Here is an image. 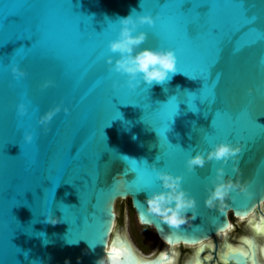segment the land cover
<instances>
[{"label": "water", "instance_id": "obj_1", "mask_svg": "<svg viewBox=\"0 0 264 264\" xmlns=\"http://www.w3.org/2000/svg\"><path fill=\"white\" fill-rule=\"evenodd\" d=\"M141 14L154 25L138 26L146 40L133 54L172 49L177 71L162 84L130 89L107 62L119 55L108 44L120 18ZM253 21L264 23V0H0V264H97L121 246L118 264H161L168 255L139 262L126 231L115 230L116 202L127 198L139 222L171 245L216 239L230 228V213L244 219L259 208L264 44L240 51L259 39L252 30L231 53L226 45ZM220 142L242 146L238 163L211 160L188 170L190 156ZM158 171L180 175L195 199L174 230L147 210L148 196L170 191ZM229 181L236 187L207 207L214 186ZM50 213L58 223L46 222ZM241 253L226 257L251 264Z\"/></svg>", "mask_w": 264, "mask_h": 264}, {"label": "clouds", "instance_id": "obj_2", "mask_svg": "<svg viewBox=\"0 0 264 264\" xmlns=\"http://www.w3.org/2000/svg\"><path fill=\"white\" fill-rule=\"evenodd\" d=\"M120 29L118 38L112 40L108 44V48L112 53H118V58L114 64L111 56L107 58V62L112 66V69L118 73L127 76V86L130 89H135L142 82L151 85L153 82L157 84L164 83L170 78V73H175L176 69V55L172 49H153L143 48L134 53V49L146 40V33L144 31H137L138 26L147 24L148 26L154 25V19L149 14H141L133 17L129 15L119 19ZM135 33V34H134ZM12 72L16 73V67H12ZM114 87L117 85L113 84ZM59 111V107L50 110L39 121L46 124L51 120L55 112ZM67 112V109H65ZM23 112V106H21ZM33 139L31 133H26L24 140L31 142ZM242 152L240 144L232 145L226 142H220L211 147L207 154L197 152L195 155L190 156L186 165L189 171L194 166L202 167L206 161H222L227 163L230 158H233L237 163V157ZM236 164H233V171H236ZM224 175L223 167L216 169V178L221 180ZM157 176L162 181V187L166 190L163 193H153L146 198L147 210L151 213L160 215L162 220L171 226H179L185 223V218L182 213L194 208L195 199L189 195L186 190L181 187L182 177L180 175L173 176L168 172L158 171ZM236 187L231 181L227 183H218L214 186L208 198L205 200L207 207L213 206V201L223 198L228 195L230 189ZM241 188V191H244ZM172 204V207L166 205ZM48 223H58V218L51 213L45 216ZM252 223L254 230L257 233L264 231V220L258 223ZM119 253L113 252L110 248L106 250V255L97 261V264H118Z\"/></svg>", "mask_w": 264, "mask_h": 264}, {"label": "flooded vegetation", "instance_id": "obj_3", "mask_svg": "<svg viewBox=\"0 0 264 264\" xmlns=\"http://www.w3.org/2000/svg\"><path fill=\"white\" fill-rule=\"evenodd\" d=\"M125 206L129 209L133 208L131 200L129 204L122 205L123 209ZM230 214L231 226L227 232L217 235L216 239L198 244H168L158 236L155 229L141 224L139 220L142 233L140 237H134L129 230H124L136 251L139 262H151L168 255L169 257L161 264H196V261L200 264H235L234 260L229 261L226 256L230 251H240L248 253L247 262L264 264V252L261 251L264 249V234L257 233L249 222L251 220L258 223L264 220V202L248 218H235ZM152 230L155 235L151 234ZM247 241H251V244Z\"/></svg>", "mask_w": 264, "mask_h": 264}, {"label": "snow or ice", "instance_id": "obj_4", "mask_svg": "<svg viewBox=\"0 0 264 264\" xmlns=\"http://www.w3.org/2000/svg\"><path fill=\"white\" fill-rule=\"evenodd\" d=\"M246 16L251 19V14L250 13H246ZM153 26V25H152ZM252 30H256L257 32L260 33V37L259 39L257 40H251L249 41L247 44H244L241 48H240V51H245V50H249V49H252V48H255L258 44H264V23H257L256 21H253L251 23H245L243 24L239 29H237L235 32H233L231 34V37L230 39L227 41L226 45H227V48L229 50V53H231L232 49L235 48L237 42H239L242 38V36L246 33V32H249V31H252ZM225 50V46L223 47L222 49V52ZM176 63H177V57H176ZM213 68L210 69V75H214L215 73L213 72ZM178 104L176 105V108H177V111H176V114L178 112ZM175 114V115H176ZM174 117V116H173ZM172 121V120H171ZM168 122V126L170 125V122ZM167 126V128H168ZM167 128L165 129V131H167ZM212 132V131H211ZM211 132H209V134H211ZM166 138V137H165ZM167 140V138H166ZM135 173V172H134ZM157 175V174H156ZM135 178H136V174H135ZM158 178V176H157ZM159 179V178H158ZM160 180V179H159ZM139 190L141 192H145L147 193L148 191H150L149 188H146V187H140ZM250 198L246 195V200L244 202H242L240 204V207H243L245 209V212L248 211V204H247V201L249 200ZM144 209H145V205H142V211L144 212ZM145 214L148 215V213L144 212ZM241 218L243 219V214H241ZM173 230L175 229V226H172ZM262 234H264V231L261 232ZM193 241L196 240L197 238L196 237H192L191 238ZM247 243L251 244V241H247ZM113 252H117L119 253V258L121 257L122 253L126 250L124 249L123 246L121 247H109ZM262 252H264V249H261ZM248 253L247 252H242L241 253V256L242 257H247ZM196 264H200L199 261H196Z\"/></svg>", "mask_w": 264, "mask_h": 264}, {"label": "rangeland", "instance_id": "obj_5", "mask_svg": "<svg viewBox=\"0 0 264 264\" xmlns=\"http://www.w3.org/2000/svg\"><path fill=\"white\" fill-rule=\"evenodd\" d=\"M130 199L127 198L125 200H118L116 204V213H117V220L115 223V230L118 229H125L129 230L134 237H140L141 233V226L138 224V219L136 213L133 208L125 206L123 209L122 205L124 203L129 204ZM152 235H155L154 230L151 231Z\"/></svg>", "mask_w": 264, "mask_h": 264}, {"label": "trees", "instance_id": "obj_6", "mask_svg": "<svg viewBox=\"0 0 264 264\" xmlns=\"http://www.w3.org/2000/svg\"><path fill=\"white\" fill-rule=\"evenodd\" d=\"M232 216V214H230Z\"/></svg>", "mask_w": 264, "mask_h": 264}]
</instances>
